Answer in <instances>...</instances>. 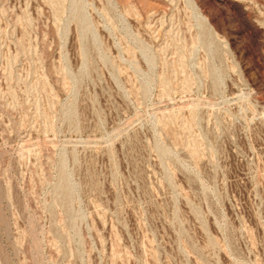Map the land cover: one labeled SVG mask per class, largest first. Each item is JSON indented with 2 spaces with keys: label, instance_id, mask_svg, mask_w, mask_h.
I'll list each match as a JSON object with an SVG mask.
<instances>
[{
  "label": "rangeland",
  "instance_id": "1",
  "mask_svg": "<svg viewBox=\"0 0 264 264\" xmlns=\"http://www.w3.org/2000/svg\"><path fill=\"white\" fill-rule=\"evenodd\" d=\"M0 264H264V0H0Z\"/></svg>",
  "mask_w": 264,
  "mask_h": 264
}]
</instances>
